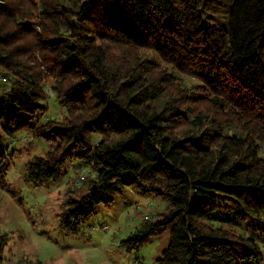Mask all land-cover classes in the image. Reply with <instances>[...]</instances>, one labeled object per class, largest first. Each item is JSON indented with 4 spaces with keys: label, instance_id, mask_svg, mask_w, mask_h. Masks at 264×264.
<instances>
[{
    "label": "trees",
    "instance_id": "obj_1",
    "mask_svg": "<svg viewBox=\"0 0 264 264\" xmlns=\"http://www.w3.org/2000/svg\"><path fill=\"white\" fill-rule=\"evenodd\" d=\"M31 5L0 0V188L15 153L5 137L23 132L48 146L27 163L29 185L65 167L83 188L56 215L63 234L140 191L165 209L127 250L168 229L157 264H262L264 0ZM47 78L62 121L46 115Z\"/></svg>",
    "mask_w": 264,
    "mask_h": 264
},
{
    "label": "rangeland",
    "instance_id": "obj_2",
    "mask_svg": "<svg viewBox=\"0 0 264 264\" xmlns=\"http://www.w3.org/2000/svg\"><path fill=\"white\" fill-rule=\"evenodd\" d=\"M29 1L35 11L43 0ZM8 73L15 77L13 71ZM8 78L7 74L0 73V87L9 85ZM47 80L44 91L51 99L46 115L62 121L64 109L53 92L55 80ZM184 80L189 82L188 78ZM5 143L15 153L5 173L7 188H0V233L7 239L1 264H157L156 259L168 244V229L137 249L127 250L121 242L146 218L149 221L159 218L165 209L161 199L129 191L109 209L100 208L77 234L65 235L60 231L56 215L62 210L69 191L74 192L72 195L83 191L77 188L81 183L72 181V169L60 168L62 173L57 179L33 187L25 180L27 163L34 156L43 155L48 146L23 132L5 137ZM254 235L257 245L263 247L264 264V236Z\"/></svg>",
    "mask_w": 264,
    "mask_h": 264
}]
</instances>
